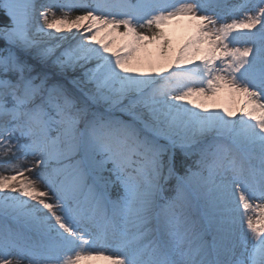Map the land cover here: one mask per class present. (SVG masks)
<instances>
[{
	"label": "snow or ice",
	"instance_id": "snow-or-ice-1",
	"mask_svg": "<svg viewBox=\"0 0 264 264\" xmlns=\"http://www.w3.org/2000/svg\"><path fill=\"white\" fill-rule=\"evenodd\" d=\"M0 166V264H264V0H0Z\"/></svg>",
	"mask_w": 264,
	"mask_h": 264
},
{
	"label": "bare ground",
	"instance_id": "bare-ground-1",
	"mask_svg": "<svg viewBox=\"0 0 264 264\" xmlns=\"http://www.w3.org/2000/svg\"><path fill=\"white\" fill-rule=\"evenodd\" d=\"M231 3H237L239 0H230ZM42 2H47V0H42ZM186 37V32L183 29L182 26L177 27L175 29V32L173 34V38L176 44L181 43L184 38ZM215 106H218L219 108L222 106H227L230 104V98L227 92H220V95L216 96L214 100Z\"/></svg>",
	"mask_w": 264,
	"mask_h": 264
},
{
	"label": "rangeland",
	"instance_id": "rangeland-1",
	"mask_svg": "<svg viewBox=\"0 0 264 264\" xmlns=\"http://www.w3.org/2000/svg\"><path fill=\"white\" fill-rule=\"evenodd\" d=\"M231 2V1H230ZM218 95H220V93H218ZM217 95V96H218ZM215 110H219V107L218 106H216L215 107ZM5 170V168L3 167V166H0V171H4Z\"/></svg>",
	"mask_w": 264,
	"mask_h": 264
}]
</instances>
